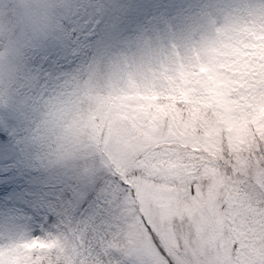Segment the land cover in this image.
<instances>
[{"label":"clouds","instance_id":"obj_1","mask_svg":"<svg viewBox=\"0 0 264 264\" xmlns=\"http://www.w3.org/2000/svg\"><path fill=\"white\" fill-rule=\"evenodd\" d=\"M133 9L131 0H0V109L19 114L47 166L71 169L96 187L110 183L129 211L137 204L127 181L144 179L152 153L166 148L117 154L105 110L144 103L140 97L153 94L165 103L181 73L197 63L196 54L208 59L206 41L220 45L237 34L264 32V0H196L157 7L138 19ZM54 44L73 54L71 62L41 82L34 57ZM105 148L122 156V173L102 163ZM216 168L225 178L218 189L223 200L234 173L227 157ZM174 227L180 232L187 224L176 221ZM49 235L5 233L0 249L23 259Z\"/></svg>","mask_w":264,"mask_h":264},{"label":"rangeland","instance_id":"obj_2","mask_svg":"<svg viewBox=\"0 0 264 264\" xmlns=\"http://www.w3.org/2000/svg\"><path fill=\"white\" fill-rule=\"evenodd\" d=\"M131 2L134 5L133 18L138 19L139 16H144L157 7L191 5L196 0H131ZM205 54L207 60H201L200 55L196 54L197 63L181 73L174 92L167 94L187 99L193 96L194 89L186 85L199 84L201 95L197 96L198 99L204 104L212 101L223 104L224 107H220L221 121L217 123L225 132L230 133L229 143L234 148H239L246 142L249 120L245 121L243 130L238 128L235 125L236 121L233 120V113L236 111L232 109L237 108L238 112L242 113L254 107L256 112L251 122L264 120V32L259 34L250 32L247 36L237 34L229 42L220 45L211 40L206 41ZM158 97L155 94L141 96L140 99L146 102L118 104L107 108L105 121L110 137L114 138L110 131L114 123H132L137 130L138 139L142 141L141 149L159 145L162 141L151 135V132L157 130V122L166 117L168 110L163 104L156 102ZM201 114L193 111L194 118H199ZM140 116L149 117L146 124L140 120ZM240 117L242 121L246 119ZM218 131L219 128L214 127L209 135L216 136ZM114 140L116 152L120 154L124 151V146L115 138ZM12 148L16 153L15 159L11 154ZM104 151L108 159L102 163H111L122 173V156L114 155L107 148ZM87 155L85 152L84 156ZM147 167L151 171L159 169V165L154 161ZM50 169L51 167L37 157L27 139L24 122L19 114L0 109V235L5 233L20 235L27 232L33 236H43L52 234L54 230L64 231L69 224L73 228L83 227L84 223L90 220L96 210L99 187L81 179L71 169L58 167L51 171ZM38 172L45 173L44 178H35L34 174ZM207 175L213 185L209 197L214 198L218 189L225 185V178L216 167L208 168ZM73 178H76V182L70 184V187L75 199L70 202L65 196L66 193L56 192V188L57 185L61 187L66 180ZM127 183L133 184L136 204L141 211L149 199H156L150 181L141 178L138 183L130 180ZM106 186H110L113 192L117 191L110 183ZM250 187L245 186L240 179L235 180L234 184H227L225 197L230 202L232 211L230 214H221L217 217L212 227L216 231L227 230L237 238L245 237L251 244V250L259 255V249L264 247V243L261 242L264 237V208L259 207L261 201L251 192ZM41 188L44 190L40 191ZM170 190L169 186H165V191ZM87 194L90 196L82 201ZM157 202L166 221L160 233L163 242L168 244L179 242L183 245L190 238L195 239L197 222L202 220L205 207L200 200L193 198L190 202L175 203L159 199ZM57 203H68V206L63 209L58 207ZM176 221L186 222V229L178 232L174 227ZM97 223L99 224V220ZM63 231H60L61 239L51 237L40 241L37 247L52 248L62 242L74 249L75 244L69 236L63 235ZM76 240H79V236ZM208 254L214 255L211 248L208 249ZM13 261L15 264H23V259L0 251V264H13Z\"/></svg>","mask_w":264,"mask_h":264},{"label":"snow or ice","instance_id":"obj_3","mask_svg":"<svg viewBox=\"0 0 264 264\" xmlns=\"http://www.w3.org/2000/svg\"><path fill=\"white\" fill-rule=\"evenodd\" d=\"M72 55L57 44L37 52L33 64L38 79L43 82L48 79L46 73L60 71L71 62ZM186 87L194 89V97L201 95L199 84L191 83ZM193 108L192 104L177 101L174 114L158 121L157 130L151 132L162 141L160 144L165 146L166 152L152 153V161L159 169L149 170L144 179L151 182L156 199H149L143 211L138 205L129 211L120 204L118 191L101 186L90 220L83 227L73 228L69 224L63 231L75 248L62 242L52 248L36 247L24 256L23 264H264V247L257 255L245 237L237 238L227 230L216 231L212 227L217 217L230 214L232 209L230 202L226 198L222 200L218 192L214 198L209 197L213 185L207 175L208 168L216 167L217 160L227 157L234 175L226 183L243 180L260 199L259 207L264 208V120L252 123L251 109L237 113L238 117L248 119L249 125L246 142L234 148L228 141L230 133L218 125L213 110H204L199 118H194ZM148 119V116H140L145 124ZM214 127L219 128L218 134L210 136ZM110 131L128 156L152 149H141L142 141L132 123H114ZM165 186L171 190L165 191ZM193 198L205 205L203 218L197 222L195 239L190 238L183 245L163 242L160 233L166 221L157 201L166 199L179 203ZM51 237L61 239V233L54 230L46 239ZM261 242L264 243V237ZM209 248L214 255L208 254Z\"/></svg>","mask_w":264,"mask_h":264},{"label":"trees","instance_id":"obj_4","mask_svg":"<svg viewBox=\"0 0 264 264\" xmlns=\"http://www.w3.org/2000/svg\"><path fill=\"white\" fill-rule=\"evenodd\" d=\"M141 17V16H139ZM136 18V17H135ZM181 89V88H180ZM181 91H183L181 89ZM166 102L165 103H159V104H163V107L166 108L168 110L166 116L167 117H171L175 110H176V103L177 101H181V102H184V103H189V104H192L194 105V108H193V111H198L200 114L204 111V110H207V109H210V110H213V113L214 115L216 116V119L218 122L221 121V117H220V113H221V109L220 107H224L223 104H219V102L217 101H212L210 102L209 104L206 102L205 104L197 98V96H190L189 98L187 99H184V98H180V97H176L175 95H170V94H166ZM159 100V97L157 99V101ZM154 109L156 110L155 106H153ZM232 109V108H231ZM232 110L236 111L235 113H233V120L236 121L235 122V125L242 129L244 128V125H246V120L248 119H245V120H240L242 119L240 116L238 117L237 116V113L238 110L237 108H233ZM252 112L255 113L256 112V109L253 107L252 108ZM253 123H255V121H253ZM6 134V133H4ZM243 134V132H242ZM11 154H12V157L15 159V150L12 148V151H11ZM82 158V157H81ZM83 159V158H82ZM55 168L51 167L50 171L51 170H54ZM44 174L45 173H42V172H38L36 174H34L35 178H41L43 177L44 178ZM76 182V178H73L71 180H66L62 186L60 187L59 185H57V188H56V192H63V193H66L65 196H67V200H69L70 202L73 201L75 199V197L73 196V192H71V187H70V184H74ZM44 190V188H41L40 191ZM90 195L87 194L84 199L82 201H85V199L87 197H89ZM57 206L58 207H62L63 209H65L67 206H68V203H64V204H59L57 203ZM13 264H15V262L13 261Z\"/></svg>","mask_w":264,"mask_h":264}]
</instances>
